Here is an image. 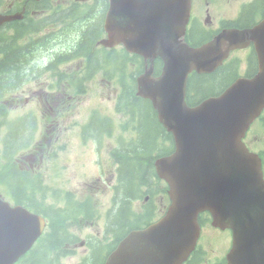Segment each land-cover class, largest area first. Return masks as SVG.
I'll list each match as a JSON object with an SVG mask.
<instances>
[{"label":"water","instance_id":"water-1","mask_svg":"<svg viewBox=\"0 0 264 264\" xmlns=\"http://www.w3.org/2000/svg\"><path fill=\"white\" fill-rule=\"evenodd\" d=\"M184 12L183 0H110L104 22L109 39L102 45L121 41L135 53L166 55L162 75L152 79L146 71L138 79L137 94L157 109L159 122L173 135L175 151L155 162L157 174L170 188L168 212L146 229L131 232L105 264L182 263L194 248L197 216L203 211L211 215L213 227L231 230L227 264H264V183L258 160L241 142L264 107V22L249 31H224L212 42L189 49L167 41L170 36L178 41ZM13 18L0 16V25ZM175 21L179 27L174 31ZM155 38L160 51H145L146 42ZM248 40L255 44L258 74L187 108V74L212 72L229 50ZM40 221L0 201V264H13L29 248L41 231Z\"/></svg>","mask_w":264,"mask_h":264},{"label":"rangeland","instance_id":"rangeland-1","mask_svg":"<svg viewBox=\"0 0 264 264\" xmlns=\"http://www.w3.org/2000/svg\"><path fill=\"white\" fill-rule=\"evenodd\" d=\"M241 2V0H240ZM226 9H222L218 14L222 15L225 14ZM213 13V11H212ZM97 15L93 17V19L85 20L83 24H90L89 28H96L94 27L97 22ZM27 25V24H26ZM30 26L27 25L26 28H22L25 31L28 30ZM89 31L85 33V36L89 37ZM60 40L59 43L55 44L53 47L57 48V53L60 51L66 50L67 47H70L72 42L64 40V38H67L66 36H61L60 34L57 36ZM38 53L37 55H39ZM36 55V56H37ZM50 53L47 52L39 57V59L36 61V66L42 67L45 63L48 62ZM110 56V52L108 53ZM17 63L14 62L13 66L21 65L22 59H25V55H16ZM237 56V54L235 55ZM131 63L133 62V58L130 57ZM35 64V63H34ZM81 67L82 64L80 63L78 66L74 65L73 67H70L69 64H62L60 66V72L64 73L67 70L74 69V71L81 73ZM20 68V67H19ZM24 68V66H23ZM92 68V62L91 66ZM19 70V69H18ZM24 70H21L20 73H23ZM93 72V71H92ZM102 73V71H100ZM15 73L9 74V76L14 75ZM0 78L2 76L0 75ZM44 78V77H43ZM114 76L111 74V78L108 79L107 77H102L99 73L95 74V76L92 78H89L86 80H81V78H74L72 87L73 89L70 90L67 85L66 81H64L61 85L62 95L61 99L63 100V108H62V114L57 118L55 115L52 116V111L49 112L45 111L44 108L40 107L38 96L32 94V101H30L31 96H29L28 99H24V97H16L15 100H21V103H19L18 107L12 106L10 104H6L8 111H11L9 113V117H14L21 112L25 111H31V114L33 117L37 118L42 115L45 120L49 122V125L52 124V120L57 122L56 125L55 122L51 125V129L49 134L54 135V133H58V131H61L60 133V141H64L66 144L68 151V154L64 155V158H61L57 161L56 164L61 167L60 171H55L54 168H50L49 173H52L53 175H57L56 179L61 181L57 187L65 186L67 187L71 193V196L75 198L76 196L78 198H81L82 195L88 194L91 201V208H95L97 210V213L95 216L97 217V225L93 227H86L83 228L81 231V234L84 235H90L92 233V230L96 229L99 224H103L105 221L110 220V217L113 215L115 210V205L113 202V197L117 196V203L122 206V199L123 194L120 192H117V194L114 192V190H111L109 187V183L112 185H116V178L112 174V171L115 170V167L112 166L111 161H108V159L103 158L102 156H94L92 157L89 153L85 154L82 148H78L77 145H73L72 139L76 138V132L80 129V125L82 127V124L85 122V119L87 116L91 114V112L98 110L100 114H105L107 117H110L113 123H118L119 118L121 121L124 119L121 118L119 115L116 114L115 111V102L114 98L116 99L118 94V87L113 84L115 80ZM9 78L3 79V81H8ZM81 80L82 87L85 89L81 91V94L78 92H75V88L78 84V81ZM41 81H32V89L34 91L36 90H43V88L35 87L36 83H40ZM217 85V84H214ZM54 101L56 99L53 98ZM14 107V108H13ZM13 108V109H12ZM51 113V114H50ZM34 119V118H33ZM141 121L146 123V127H150L152 129L151 124L153 123V117L148 108H144L141 110ZM76 123V125L74 124ZM21 130H24L21 128ZM74 130V133H73ZM24 131L21 132L22 135L20 137H23ZM73 133V134H72ZM259 137H264V130L260 129L258 132ZM70 136H73L72 139H70ZM115 136L113 135L110 139H108L107 144L111 146V148L114 147L115 143ZM254 136V135H253ZM256 137V136H255ZM258 138V137H257ZM253 139V137H251ZM254 147H257V145H254ZM262 149H264V144L260 146ZM64 149V148H63ZM149 148L146 149L148 151ZM25 151L22 152L24 155ZM105 153V152H103ZM147 158L148 156L145 154L144 156ZM105 179V180H104ZM98 180L100 182H98ZM107 180V182H106ZM13 180L10 179V182ZM8 182L7 184H2V189L6 196L14 201H21L23 200L22 195L17 194L13 190L9 189V186H11L12 183ZM104 184V185H103ZM108 186V187H107ZM121 201V203H120ZM28 203L31 205H34L33 201L31 199H28ZM142 197L139 199H132L131 201V211H136L138 213L142 210L143 205ZM114 217V215H113ZM112 220L115 219V217ZM62 228V227H60ZM70 228L69 237L74 238L76 236H79V234L76 231V227L74 224H70L67 226V229ZM61 230L64 229L62 228ZM100 231V228H99ZM220 234V235H219ZM202 235L204 238L203 243H201V252L203 254V258L205 259L206 263L203 264H220V261H222L223 256L225 255L227 248H228V241H229V234L228 233H220L215 232L211 230L208 227L203 228ZM82 253L80 249H77V254ZM67 264H75L76 258H69L64 261Z\"/></svg>","mask_w":264,"mask_h":264},{"label":"trees","instance_id":"trees-1","mask_svg":"<svg viewBox=\"0 0 264 264\" xmlns=\"http://www.w3.org/2000/svg\"><path fill=\"white\" fill-rule=\"evenodd\" d=\"M35 24V23H34ZM36 25H42L40 23H37ZM35 25V26H36ZM35 26L31 25V30H34ZM17 31H21V27L18 26L17 27ZM93 32V31H92ZM84 38H87L86 36H84ZM37 42V43H41L42 39H35L32 41ZM5 44H3L2 48H0V54H1V59H0V75L2 76V78H0V83L2 84L4 81L3 79L9 77L8 75L12 73L11 69L14 67L13 64L14 62L17 63L16 58L13 59L14 56L16 55H24V50L26 48H16L15 50H12L10 48V44L8 46H6ZM5 49V50H4ZM7 49V50H6ZM11 52V53H9ZM11 55V56H10ZM13 59V60H12ZM215 76V75H214ZM212 75L209 76H204V75H194L190 82H189V87H188V91L192 92V94L190 95V98L188 99V105H192V104H196L197 102H199L200 100L204 99L207 95L210 94H217V90H219L220 86H214L211 87L209 85H212L213 82H216V76L214 77ZM207 87V88H205ZM131 89V88H130ZM152 129H150V127H146V125H144L143 127H141V130L139 132V139H138V144L139 147H143L145 145H156L157 143L155 141L156 136L159 134L160 137L158 138L159 141V147L164 149V144H163V133L164 130H162V128L158 125V124H151ZM134 149H137L136 146L133 147ZM144 150V149H143ZM158 154L161 155L162 153L158 150ZM137 153L136 151H131L129 153V155L127 156V158L125 159L124 164H120L122 165V168H120V182L122 183V194L124 199H122V203L121 204H125L121 207L120 209V213H123L122 215L125 216V219L128 218V207L127 204L129 203L130 199H128L127 197H129L131 195V193L133 195H135L133 193V191H137L136 188H139L142 185H146L148 184L149 178H150V172L148 173L149 169L152 171V160L151 158H149V160L147 159H142V158H137L136 157ZM146 168V170L144 171V174L142 173H136V170H141L142 168ZM153 176V175H152ZM126 195V196H125ZM34 211L38 212L40 210L34 208ZM57 222L56 219L52 218V224H51V228L53 226V223ZM120 221H118L117 224V228H121L120 225ZM55 229H53L51 235L49 237H47L48 239L45 240V243H43V245L41 246V249H50V246L52 247V250H58L59 248V236L57 231L54 232ZM40 258V257H39ZM42 262V260H41ZM25 264V263H23ZM31 264V263H30ZM32 264H40L39 261H35L34 263L32 262Z\"/></svg>","mask_w":264,"mask_h":264},{"label":"flooded vegetation","instance_id":"flooded-vegetation-1","mask_svg":"<svg viewBox=\"0 0 264 264\" xmlns=\"http://www.w3.org/2000/svg\"><path fill=\"white\" fill-rule=\"evenodd\" d=\"M191 5L186 38L193 45L210 40L225 28H236L239 24L243 27L247 23L250 25L245 28L252 27L264 17V0H192ZM222 9H226V13L219 15L217 11ZM235 53H242V57L234 58L239 60L240 76L248 77L257 71L252 47L237 50ZM259 124L264 125V119Z\"/></svg>","mask_w":264,"mask_h":264},{"label":"bare ground","instance_id":"bare-ground-1","mask_svg":"<svg viewBox=\"0 0 264 264\" xmlns=\"http://www.w3.org/2000/svg\"><path fill=\"white\" fill-rule=\"evenodd\" d=\"M26 26H27L26 24H22V25H20V27H21V31H19V32H24L25 30L22 29V28H26ZM4 50H5V49H4ZM6 50H7V49H6ZM9 53H11V52H9ZM10 56H11V55H10ZM16 57H17V56H14L13 59H15ZM13 59H12V60H13Z\"/></svg>","mask_w":264,"mask_h":264}]
</instances>
